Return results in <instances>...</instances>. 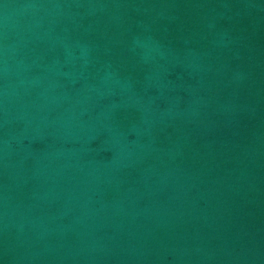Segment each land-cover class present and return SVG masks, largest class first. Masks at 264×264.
I'll return each mask as SVG.
<instances>
[{
    "label": "water",
    "instance_id": "obj_1",
    "mask_svg": "<svg viewBox=\"0 0 264 264\" xmlns=\"http://www.w3.org/2000/svg\"><path fill=\"white\" fill-rule=\"evenodd\" d=\"M0 264H264V0H0Z\"/></svg>",
    "mask_w": 264,
    "mask_h": 264
}]
</instances>
